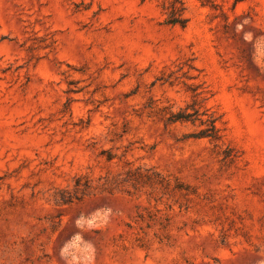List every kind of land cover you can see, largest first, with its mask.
Returning <instances> with one entry per match:
<instances>
[{"label": "rangeland", "instance_id": "obj_1", "mask_svg": "<svg viewBox=\"0 0 264 264\" xmlns=\"http://www.w3.org/2000/svg\"><path fill=\"white\" fill-rule=\"evenodd\" d=\"M183 1L0 0V264H264V0Z\"/></svg>", "mask_w": 264, "mask_h": 264}, {"label": "trees", "instance_id": "obj_2", "mask_svg": "<svg viewBox=\"0 0 264 264\" xmlns=\"http://www.w3.org/2000/svg\"><path fill=\"white\" fill-rule=\"evenodd\" d=\"M161 7L164 11L165 18L164 24L174 27L179 26L184 28L188 22V18L185 17L186 5L183 0H161ZM201 7H208L211 9H217L220 7L217 0H196ZM196 96V95H194ZM195 103L187 105L184 109L178 112H170L166 118L168 123H194L198 120V111L195 109ZM209 127L202 133L198 134L199 137H205L210 140H217V131L213 125L212 120H208Z\"/></svg>", "mask_w": 264, "mask_h": 264}]
</instances>
